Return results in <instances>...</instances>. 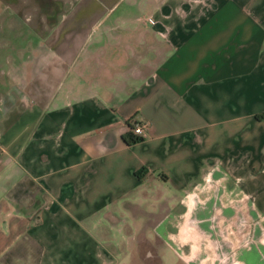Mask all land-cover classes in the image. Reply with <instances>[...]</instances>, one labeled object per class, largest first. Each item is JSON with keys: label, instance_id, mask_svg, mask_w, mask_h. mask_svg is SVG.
Instances as JSON below:
<instances>
[{"label": "crops", "instance_id": "1", "mask_svg": "<svg viewBox=\"0 0 264 264\" xmlns=\"http://www.w3.org/2000/svg\"><path fill=\"white\" fill-rule=\"evenodd\" d=\"M134 1L2 79L0 264H136L208 177L264 214V0Z\"/></svg>", "mask_w": 264, "mask_h": 264}, {"label": "rangeland", "instance_id": "2", "mask_svg": "<svg viewBox=\"0 0 264 264\" xmlns=\"http://www.w3.org/2000/svg\"><path fill=\"white\" fill-rule=\"evenodd\" d=\"M134 2L0 0V96L6 87L2 79L9 77L21 61L29 60L30 51H35L38 44L52 47L61 44L63 37L57 38L54 30L78 29L79 34L92 33L94 21L108 9L116 13ZM127 9L131 13L136 11L135 6ZM162 48L158 46L157 59ZM238 192L234 185L220 177L202 180L186 197V201L192 203L183 214V219L192 222L187 230L190 238L187 235L182 238L179 233L168 240L167 245L159 244V239L156 247L137 245L136 264H166L161 259L164 252L167 264H248L249 261L237 259L241 252L255 253L258 259L252 261L253 264H264V214L246 210ZM173 230L175 232V228Z\"/></svg>", "mask_w": 264, "mask_h": 264}, {"label": "built area", "instance_id": "3", "mask_svg": "<svg viewBox=\"0 0 264 264\" xmlns=\"http://www.w3.org/2000/svg\"><path fill=\"white\" fill-rule=\"evenodd\" d=\"M145 129V124L133 123L130 127V131L133 135L142 137Z\"/></svg>", "mask_w": 264, "mask_h": 264}, {"label": "trees", "instance_id": "4", "mask_svg": "<svg viewBox=\"0 0 264 264\" xmlns=\"http://www.w3.org/2000/svg\"><path fill=\"white\" fill-rule=\"evenodd\" d=\"M141 137L135 136L131 133V131H127L126 133H124V135L122 136V141L125 144H132L135 143L137 141H140Z\"/></svg>", "mask_w": 264, "mask_h": 264}]
</instances>
